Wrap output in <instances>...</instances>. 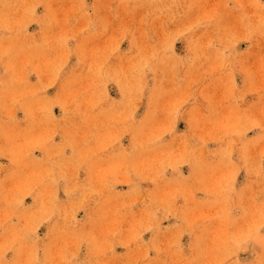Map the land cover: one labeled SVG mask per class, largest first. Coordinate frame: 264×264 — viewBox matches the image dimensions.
<instances>
[{
  "label": "rangeland",
  "instance_id": "rangeland-1",
  "mask_svg": "<svg viewBox=\"0 0 264 264\" xmlns=\"http://www.w3.org/2000/svg\"><path fill=\"white\" fill-rule=\"evenodd\" d=\"M0 264H264V0H0Z\"/></svg>",
  "mask_w": 264,
  "mask_h": 264
}]
</instances>
